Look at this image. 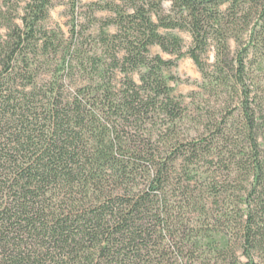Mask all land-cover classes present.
<instances>
[{
    "label": "trees",
    "instance_id": "16d2710c",
    "mask_svg": "<svg viewBox=\"0 0 264 264\" xmlns=\"http://www.w3.org/2000/svg\"><path fill=\"white\" fill-rule=\"evenodd\" d=\"M54 1L0 0V264H264V111L246 80L264 0H97L95 37L69 0L67 40L45 27ZM186 55L200 88L239 102L198 139L179 136L165 75ZM229 155L241 195L199 166Z\"/></svg>",
    "mask_w": 264,
    "mask_h": 264
},
{
    "label": "rangeland",
    "instance_id": "374dc122",
    "mask_svg": "<svg viewBox=\"0 0 264 264\" xmlns=\"http://www.w3.org/2000/svg\"><path fill=\"white\" fill-rule=\"evenodd\" d=\"M95 1L97 0H81L78 8L75 10L80 24H83L84 26L90 25L89 30L86 33H92L94 37L99 30L98 26L92 24L93 20L91 15L100 20L110 15L107 11H91L88 4ZM24 6L25 1L20 3L18 16L23 14ZM3 9L5 12L8 11L5 7ZM72 13V5L69 3V0H55L50 15L45 21V27L56 30L61 35L62 39L67 40L70 35ZM15 21L21 22L19 19H15ZM1 23H3L2 19H0V24ZM107 30L113 33L116 31V28L109 27ZM0 31L2 34H5L6 29L0 26ZM179 34L184 41V50H187L192 42L191 36L185 32H180ZM88 44V47H91L90 42H88ZM229 45L233 54L236 50L235 41L231 39ZM151 53H160L166 59L174 58L171 55L163 53L158 46H153L151 48ZM214 59L215 52L210 48V50L203 56L204 63L207 66H210ZM50 69L51 66L48 65L40 66L38 69L39 76L41 77L45 75ZM165 75L169 78V85L173 87L174 94L183 98L184 105L187 108L185 112L187 117L179 123V136L186 139H198L202 136L208 135L209 132H207L206 127H209V130L210 128H214L212 125L215 123V118L218 121L223 114L231 112L235 115L239 114V102L237 100L235 102H230V100L226 102L224 101V94L218 95L217 90L213 87L208 88L207 90L199 87V84L203 82V76L200 69L190 56H184L177 62L176 66L165 70ZM171 77H174L176 80L171 79ZM120 78L121 75L118 74L117 79ZM134 78L138 79V76L134 75ZM246 80L248 83H251L254 92L258 93L257 95L259 97L261 109L264 111V63L261 67L257 65L254 66L250 73V77ZM80 83L81 78L78 77L76 82H71V86L76 88ZM240 147L243 148L242 145H240ZM238 152L240 151H235V154ZM230 156L231 155L226 156V158L219 163H216L217 157L213 156L210 157V159H214L215 163H208V160H205L204 162H200L199 166L201 171L204 172L203 177L208 174L212 175V173L216 171V174L221 175V180L225 183L224 188L226 186L228 193L231 195H241L243 193L241 185L247 186L248 178L244 173H234L235 166L231 162V159H229ZM237 156L240 157L239 154ZM242 259L244 260L245 258L242 257Z\"/></svg>",
    "mask_w": 264,
    "mask_h": 264
}]
</instances>
